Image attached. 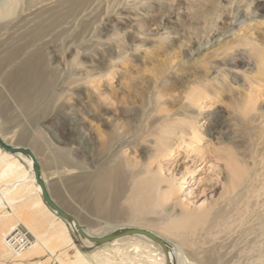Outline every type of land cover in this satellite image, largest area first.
I'll list each match as a JSON object with an SVG mask.
<instances>
[{
  "label": "rangeland",
  "instance_id": "obj_1",
  "mask_svg": "<svg viewBox=\"0 0 264 264\" xmlns=\"http://www.w3.org/2000/svg\"><path fill=\"white\" fill-rule=\"evenodd\" d=\"M137 1L99 0L96 8H100L85 18V22L92 21L90 28L96 24L97 40H87L76 54L66 51V41L79 28L80 18H75V11L68 8L64 10L66 15L55 18L50 48L53 51L50 87L43 92L42 100L36 106L42 108V114H24L13 96L15 87L4 86L0 76V100L8 106L5 114L0 112L1 132L6 137L11 136L13 144L32 150L45 176L53 170L60 171L47 176L46 183L53 199L85 228L95 229L96 234L129 224L125 219L106 220L92 213L94 190L91 180L106 161L112 164L121 160L125 170L151 157L154 142L150 136L144 135L142 114L162 117L161 124L168 127L173 126L178 117L183 120L169 134L172 154L169 155L171 158H162L161 171L169 180L184 175L183 200L192 207L207 205L213 195L220 193L227 174L226 149H232L234 159L247 165L249 156L262 147L249 116H264V56L255 48L256 45L264 47V0H171L170 5L162 0H150L141 7H132L136 21L124 18L114 22L104 14L105 8L115 4L131 6ZM220 19L226 20L222 27L225 36L205 43L204 50L189 58L186 52L205 42L220 24ZM65 22H69L66 23L69 26L66 25L62 33L59 30ZM137 22H141L138 28ZM113 31L117 35L110 37L109 43L102 41ZM164 31L167 32L166 38L159 36ZM122 38L126 46H141L122 54L119 46ZM99 40L103 42L100 45ZM180 40L184 41L185 47L178 45ZM235 50L247 60L232 69L235 77L219 71V77L213 78L214 61H221L226 53ZM119 51L121 59L114 62L120 58ZM76 55L80 58V66L72 64ZM108 62L112 65L108 66ZM69 71L77 76L67 79ZM83 71L92 74L85 83L79 79V73ZM50 88L55 96L49 94ZM193 93L198 99L196 102L191 99ZM129 117L133 122L126 127L123 123ZM126 130L130 131L126 138L137 134L138 137L130 143V148L123 149L122 154L117 152V156L114 154L118 149L116 141L124 137ZM36 139L39 143L37 149L33 143ZM105 141L109 142L108 148L102 149ZM60 151L66 152L74 162L79 161L77 168L71 169L67 161H59ZM67 167L69 170H64ZM82 177L84 198L81 190H76L84 185ZM6 211L0 209V252L5 248L3 235L7 229L3 228V221L7 217L2 213ZM150 223L156 226L154 221ZM19 225L24 228L17 222L14 226ZM24 229L33 242L29 231L26 227ZM72 238L91 264H124L112 246L87 252L74 236ZM169 239L176 243L173 237ZM43 244L45 248L39 244V252L30 250L22 264H34L36 260L46 258L43 264L52 263L48 252L54 247V240L49 239ZM184 246L182 249L192 257L195 248L188 244ZM106 248L108 256L102 255ZM125 253L132 255L130 251ZM9 255L5 258L1 255L0 264L20 262L19 257Z\"/></svg>",
  "mask_w": 264,
  "mask_h": 264
},
{
  "label": "bare ground",
  "instance_id": "obj_2",
  "mask_svg": "<svg viewBox=\"0 0 264 264\" xmlns=\"http://www.w3.org/2000/svg\"><path fill=\"white\" fill-rule=\"evenodd\" d=\"M162 1L166 5H170L171 0ZM148 2L150 0H138L131 6L126 5V3L115 4L109 9L105 8L104 14L107 18H112L114 22H120L124 18L136 21L132 7H141ZM98 3L99 0H0L1 81L4 86L15 87L13 96L24 114L43 113L42 108H36V106L37 102L39 104L42 100L43 92L48 91V86L50 87L48 81L52 72L49 68L53 56V51L50 48L53 41L52 32L55 18L66 15L64 10L67 8L75 11L73 14L75 18L76 16L80 18L79 28L71 37L72 32L66 41V51L76 54L78 53L77 49L87 40H97L96 24L90 28L92 21L85 22V18L90 17L94 10L100 8H96ZM220 20V24L211 32L205 42L196 44L192 50L186 52L189 58L204 50L205 43L211 40L215 42L220 37L225 36V30L222 27L226 20ZM128 22L130 23L131 20ZM66 23L69 22H65L59 31L66 28ZM140 26L141 22H137L136 28ZM113 33L114 31L112 35L102 41L109 43L110 37L114 38V35H117V33ZM159 36L166 38L167 32H161ZM102 41L99 40L98 44L103 43ZM178 45L185 47L183 40H180ZM119 46L120 50L123 51L122 54H127L129 49L135 51L141 45L126 46L123 39ZM255 48L261 56H264V47L259 48L256 45ZM178 49L181 51L180 48ZM121 51L117 54L119 57ZM183 56L186 55L183 54ZM120 59L121 57L114 62ZM79 60V56L76 55L72 61L73 66H80ZM246 61L245 56H242L239 50L226 53L221 61H214L211 72L215 73L213 78L219 77V71H222L221 73L226 76L235 77L236 74L232 69L243 65ZM109 64L112 65V62H108V66ZM262 71L264 72V69ZM69 73L67 79L71 76H77L71 74L70 71ZM79 76V79L85 83L92 74L83 71L79 73ZM52 91L50 88L49 94L55 96ZM191 96L193 102L198 101L194 93ZM7 111V104L0 100V112L5 114ZM198 112L199 110L196 109V113ZM142 117L145 125L143 128L144 135L152 138L154 152L150 158L139 162L138 165L133 164L129 168H125L127 172L123 169L121 160H115L112 164L109 161L104 162L91 180V186L94 190V200L91 207L94 211L92 213L95 212L106 220L119 219L121 221V219H125L130 224L115 228L128 226L144 228L164 238L171 245V256L174 264H264L263 114H251L249 116V121L256 128L258 138L261 141V149L249 156L245 163L247 165L234 159L232 149H226L225 166L227 174L221 183L220 193L217 196L213 195L214 197L207 201V205L194 207L187 205L183 200L182 188L186 184L184 175L181 177L174 176L173 179L169 180L163 176L161 171L162 158L172 154V142L169 140V134L183 120L178 117L177 120H174V125L168 127L164 123L161 124L162 117H149L148 114H142ZM132 122L133 120L129 117L123 124L130 127ZM125 133L122 135L124 137L117 139L115 147L118 149L114 154L117 152L122 154L123 149L130 148V143L138 137L137 134L126 138L130 135V131L126 130ZM0 137L9 145L24 146L13 144L10 139L11 136L6 137L1 130ZM25 138L28 136L26 135ZM111 138L113 137L111 136ZM196 138L198 139V137ZM37 140L33 142L36 149L39 148ZM108 143L105 141L101 148H108ZM31 152L33 153L32 150ZM33 155L35 156L34 153ZM58 155L59 161H67L66 164L71 169L77 168L79 161L74 162L67 156L66 152L60 151ZM116 155L118 156V154ZM35 158L37 159L36 156ZM68 167L64 170L68 171ZM40 172L53 199L46 183L47 176L51 177L60 171L53 170L45 176L40 165ZM82 179L84 185L76 188V190H81V197L84 198V177ZM53 201L61 207L54 199ZM61 208L65 210L63 207ZM0 209L7 210L2 213L3 216L7 217L3 221V228L6 227L7 230L3 235L5 248L0 252V256L5 258L10 254L20 258V262L16 260L9 264H22L23 258L30 255V250L39 252V244L45 248L43 243H47L49 239L54 240L55 243L50 251L46 249L47 252L49 251L48 255L52 257L53 262L46 264H91L89 257L76 246L72 237L77 239L79 246L84 251H87L85 248L91 246V242L76 235L73 231V225L59 217L43 201L40 186L35 181L31 158L23 154H12L1 147ZM65 211L74 216L69 211ZM148 216L151 218L148 219ZM74 218L87 234L94 236H101L115 229L96 234L93 232L95 229L93 231L88 230L75 216ZM151 220L156 223V226L150 223ZM16 222L23 225L24 228L26 227L33 237V242L19 252L11 250L6 241L7 235L13 229L20 227V225L14 226ZM24 228L21 229L25 230ZM41 228L42 230H40ZM169 236L173 237L176 243L170 240ZM187 244L195 248L192 257L182 249ZM103 246H112L113 252L120 256V260L124 264H165L164 253L160 246L143 235L118 236L90 250L96 252L98 250L96 248ZM125 251L132 252V255L126 254ZM102 255H109L107 248ZM95 256L99 257V255ZM106 259L109 260V258ZM42 261L36 260L34 264H43Z\"/></svg>",
  "mask_w": 264,
  "mask_h": 264
},
{
  "label": "water",
  "instance_id": "obj_3",
  "mask_svg": "<svg viewBox=\"0 0 264 264\" xmlns=\"http://www.w3.org/2000/svg\"><path fill=\"white\" fill-rule=\"evenodd\" d=\"M0 147L8 151L12 154H23L32 160V170L34 173L35 181L36 183L40 186L41 189V197L43 201L49 206L50 209L54 210L55 213L64 219L68 224L73 225V231L76 235L79 237H82L84 239H87L89 242H91V246L85 248V250H90L93 247L99 246L103 243H106L115 237L122 236V235H131V234H139L147 237L150 239L153 243L157 244L160 246L164 253L165 257V264H174V261L171 256V245L170 243L165 240L164 238L160 237L159 235L151 232L150 230L144 229V228H137V227H118L115 228L114 230L103 234L101 236H94L91 234H87L81 226L78 224L74 216L71 214L67 213L65 210H63L61 207H59L51 198L49 191L47 190V187L45 185V182L43 181L41 177V172H40V165L31 152V150L28 147L24 146H12L7 143H5L1 137H0Z\"/></svg>",
  "mask_w": 264,
  "mask_h": 264
},
{
  "label": "built area",
  "instance_id": "obj_4",
  "mask_svg": "<svg viewBox=\"0 0 264 264\" xmlns=\"http://www.w3.org/2000/svg\"><path fill=\"white\" fill-rule=\"evenodd\" d=\"M6 241L8 247L15 252H19L31 243L28 232L19 227L7 235Z\"/></svg>",
  "mask_w": 264,
  "mask_h": 264
}]
</instances>
